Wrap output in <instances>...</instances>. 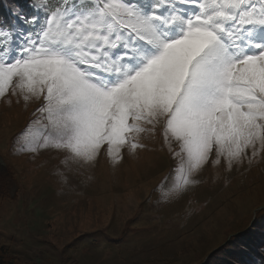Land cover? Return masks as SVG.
Listing matches in <instances>:
<instances>
[{
  "label": "snow or ice",
  "instance_id": "obj_1",
  "mask_svg": "<svg viewBox=\"0 0 264 264\" xmlns=\"http://www.w3.org/2000/svg\"><path fill=\"white\" fill-rule=\"evenodd\" d=\"M34 2L0 20V99L41 102L21 151L119 163L159 131L176 191L213 154L230 169L264 151V0Z\"/></svg>",
  "mask_w": 264,
  "mask_h": 264
},
{
  "label": "rangeland",
  "instance_id": "obj_2",
  "mask_svg": "<svg viewBox=\"0 0 264 264\" xmlns=\"http://www.w3.org/2000/svg\"><path fill=\"white\" fill-rule=\"evenodd\" d=\"M40 103L0 99V161L10 169L0 193V244L21 260L192 264L243 221L262 218L264 151L251 158L249 149L230 169L223 158L214 165L213 154L195 182L176 191L178 164L159 131L144 133L135 152L122 149L119 163L104 149L93 163H64L66 153L53 148L21 151Z\"/></svg>",
  "mask_w": 264,
  "mask_h": 264
},
{
  "label": "trees",
  "instance_id": "obj_3",
  "mask_svg": "<svg viewBox=\"0 0 264 264\" xmlns=\"http://www.w3.org/2000/svg\"><path fill=\"white\" fill-rule=\"evenodd\" d=\"M141 2L148 1L141 0ZM13 4L21 7L22 14L28 19L36 14L34 0H0V20L7 24H15V15L11 8ZM40 21L43 22V13H40ZM25 26L23 27L29 31L31 26ZM9 174L10 169L0 161V193L2 194L8 190ZM259 213L262 218L259 217L251 223L247 222L249 224H242L245 222L243 221L234 231L228 232L223 241L217 245L218 248L224 243L220 248L192 264H264V258L261 257L264 254V211L261 210ZM230 235L232 236L229 238ZM0 264L30 263L21 260L9 247L0 244Z\"/></svg>",
  "mask_w": 264,
  "mask_h": 264
}]
</instances>
